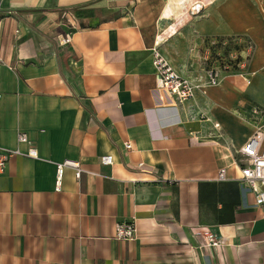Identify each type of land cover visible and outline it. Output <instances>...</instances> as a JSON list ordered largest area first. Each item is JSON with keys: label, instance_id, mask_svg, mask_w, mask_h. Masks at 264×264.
<instances>
[{"label": "crops", "instance_id": "obj_1", "mask_svg": "<svg viewBox=\"0 0 264 264\" xmlns=\"http://www.w3.org/2000/svg\"><path fill=\"white\" fill-rule=\"evenodd\" d=\"M232 38L245 71L182 104L156 90L153 49L205 85L209 42ZM262 68L264 0H0V155L37 152L0 172V264H264L238 154L264 130L247 103ZM66 161L82 173L55 193ZM126 222L136 238L115 240Z\"/></svg>", "mask_w": 264, "mask_h": 264}, {"label": "built area", "instance_id": "obj_2", "mask_svg": "<svg viewBox=\"0 0 264 264\" xmlns=\"http://www.w3.org/2000/svg\"><path fill=\"white\" fill-rule=\"evenodd\" d=\"M193 11L197 12L198 7H194ZM69 40V36H67V38L60 43L62 45H66L69 43ZM209 45L211 47H216V50H220V52H223L229 45L237 46L236 40L233 38L221 41L220 43L218 41L211 40ZM217 45H219V47ZM227 53V57H224L222 53L218 56L215 54L216 57H221V64L218 63V60L213 59L212 57L207 60L208 68L205 72L207 83L205 85H201L182 78L173 70L160 52L157 49H153L152 65L155 70L156 90L158 92H162L167 97L173 98L177 103L182 104L192 99L196 91H200L208 87L218 86L221 82V74L224 72H232L229 69V64H231L230 60H237L238 57L233 51L229 50ZM239 64V66H241L242 63ZM246 83L249 84V81ZM256 109H253V114L259 115L261 111L258 112L259 109ZM214 128L217 129L218 125L215 124ZM17 142L19 144L27 143L28 141L26 135L19 134L17 136ZM125 148L130 150V144L126 143ZM238 154L243 158L244 162V166L240 171L241 181L254 195V207L259 209L264 217V130L258 129L248 143L238 151ZM15 155L36 158L37 152L34 149H29L25 154L19 152L18 150L2 152L0 155V172H3L8 158ZM100 164L104 166L111 165L112 157L104 156L100 158ZM66 169H72L77 180H79L82 173L79 165L74 162L66 161L61 164H57L55 166V193H59L61 190L62 178ZM216 180L219 182L227 180L226 169H220L218 171ZM136 236L137 230L132 222L121 223L115 226L114 238L117 241H132L136 238ZM199 237L204 242V248L207 246H219L216 238L207 230L200 233Z\"/></svg>", "mask_w": 264, "mask_h": 264}, {"label": "rangeland", "instance_id": "obj_3", "mask_svg": "<svg viewBox=\"0 0 264 264\" xmlns=\"http://www.w3.org/2000/svg\"><path fill=\"white\" fill-rule=\"evenodd\" d=\"M230 51H233L238 56L237 60H230L231 64H229V69H230V71H232L231 73L237 74L239 71H242V72L245 71V63H246V60L248 59V57H245V56H243V58L240 57L237 54L238 49H237V46H235V45H233V47L230 49ZM222 54H223V52H222ZM223 56L227 57L228 53L223 54ZM212 58L218 60V63L221 64V62H222L221 57H216L215 55H213ZM239 63H242L241 66H239L240 65ZM207 68H208V65L206 63H204L203 64L204 73L206 72ZM257 74L262 75L263 78L261 76H257L255 78L254 87L252 89L255 91V95L257 93V95L259 97V99H258L259 101L255 100V98H251V99L247 100L248 101L247 103H248V108H249V105H253V106L258 107L260 109V110H258V112L261 111V113L262 112L264 113V68L259 70ZM250 86L251 85H249L248 87H250ZM253 109H256V108H253ZM263 123H264V121H262V124Z\"/></svg>", "mask_w": 264, "mask_h": 264}, {"label": "trees", "instance_id": "obj_4", "mask_svg": "<svg viewBox=\"0 0 264 264\" xmlns=\"http://www.w3.org/2000/svg\"><path fill=\"white\" fill-rule=\"evenodd\" d=\"M83 6H77V7H71V8H67L65 11L71 13L75 18H80L81 17V8ZM30 12V11H27ZM221 42V40L219 41V43ZM231 44V42H230ZM219 47V45H217ZM233 47V45H229L228 47H226L223 51V54H226L228 52V50H230Z\"/></svg>", "mask_w": 264, "mask_h": 264}]
</instances>
